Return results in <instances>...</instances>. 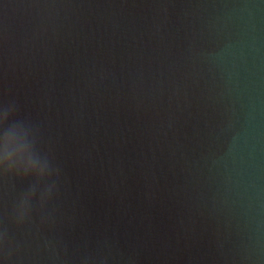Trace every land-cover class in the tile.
<instances>
[{
    "label": "water",
    "instance_id": "obj_1",
    "mask_svg": "<svg viewBox=\"0 0 264 264\" xmlns=\"http://www.w3.org/2000/svg\"><path fill=\"white\" fill-rule=\"evenodd\" d=\"M0 264H264V0H0Z\"/></svg>",
    "mask_w": 264,
    "mask_h": 264
},
{
    "label": "clouds",
    "instance_id": "obj_2",
    "mask_svg": "<svg viewBox=\"0 0 264 264\" xmlns=\"http://www.w3.org/2000/svg\"><path fill=\"white\" fill-rule=\"evenodd\" d=\"M9 108V107H8ZM11 108V107H10ZM12 109V108H11ZM13 110V109H12ZM21 123H23V122H21Z\"/></svg>",
    "mask_w": 264,
    "mask_h": 264
}]
</instances>
